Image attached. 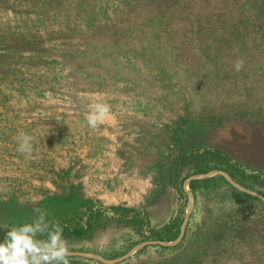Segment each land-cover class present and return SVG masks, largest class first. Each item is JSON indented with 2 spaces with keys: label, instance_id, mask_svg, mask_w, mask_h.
Listing matches in <instances>:
<instances>
[{
  "label": "rangeland",
  "instance_id": "1",
  "mask_svg": "<svg viewBox=\"0 0 264 264\" xmlns=\"http://www.w3.org/2000/svg\"><path fill=\"white\" fill-rule=\"evenodd\" d=\"M245 174L264 179V0H0L3 233L43 208L70 264H264Z\"/></svg>",
  "mask_w": 264,
  "mask_h": 264
},
{
  "label": "clouds",
  "instance_id": "2",
  "mask_svg": "<svg viewBox=\"0 0 264 264\" xmlns=\"http://www.w3.org/2000/svg\"><path fill=\"white\" fill-rule=\"evenodd\" d=\"M244 66L238 58L234 71H241ZM111 105L94 100L88 105L85 114L88 127L95 130L103 125L111 114ZM22 154H31L32 137L19 132L15 137ZM30 221H24L7 229L0 240V264H70V253L63 237V228L58 222H50L48 213L43 208H34ZM7 228V226H4Z\"/></svg>",
  "mask_w": 264,
  "mask_h": 264
},
{
  "label": "trees",
  "instance_id": "3",
  "mask_svg": "<svg viewBox=\"0 0 264 264\" xmlns=\"http://www.w3.org/2000/svg\"><path fill=\"white\" fill-rule=\"evenodd\" d=\"M220 154L221 152L216 151V154ZM219 159V158H218ZM221 161L224 162H229V160H224V158L221 159ZM229 173L231 174V176L233 178H237L236 174L234 172H232L231 170H228ZM180 175H177L178 179H179ZM259 181L261 184L264 185V179L261 180L260 178V174L255 175H243L241 183L242 184H247L248 181ZM102 213L103 211L99 208H89L88 210H86L81 216L76 217L73 223V226L71 228V234H74L76 236H83L84 234L88 233L89 230H91L95 225H97L99 223V221L102 218ZM159 238L164 237V236H158ZM4 238V233L0 227V240H3ZM263 259H264V252H263Z\"/></svg>",
  "mask_w": 264,
  "mask_h": 264
}]
</instances>
